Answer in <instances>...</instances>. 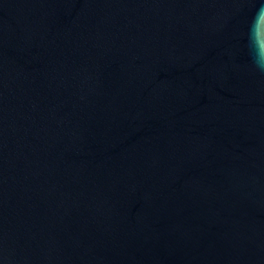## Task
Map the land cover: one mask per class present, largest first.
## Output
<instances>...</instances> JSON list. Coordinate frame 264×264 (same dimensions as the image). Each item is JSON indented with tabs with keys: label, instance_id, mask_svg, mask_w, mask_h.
I'll return each instance as SVG.
<instances>
[{
	"label": "water",
	"instance_id": "1",
	"mask_svg": "<svg viewBox=\"0 0 264 264\" xmlns=\"http://www.w3.org/2000/svg\"><path fill=\"white\" fill-rule=\"evenodd\" d=\"M264 0H0V264H264Z\"/></svg>",
	"mask_w": 264,
	"mask_h": 264
},
{
	"label": "clouds",
	"instance_id": "2",
	"mask_svg": "<svg viewBox=\"0 0 264 264\" xmlns=\"http://www.w3.org/2000/svg\"><path fill=\"white\" fill-rule=\"evenodd\" d=\"M259 12H264V3H262ZM255 63L259 70L264 71V54H260Z\"/></svg>",
	"mask_w": 264,
	"mask_h": 264
}]
</instances>
